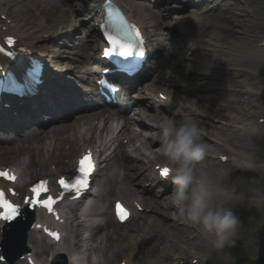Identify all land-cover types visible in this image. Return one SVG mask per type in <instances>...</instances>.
Returning a JSON list of instances; mask_svg holds the SVG:
<instances>
[{
	"label": "rangeland",
	"instance_id": "rangeland-1",
	"mask_svg": "<svg viewBox=\"0 0 264 264\" xmlns=\"http://www.w3.org/2000/svg\"><path fill=\"white\" fill-rule=\"evenodd\" d=\"M60 1L61 4L55 5L56 2ZM72 0H0V9H9L13 14L14 18L23 21V18L26 15V12H30L32 16H34L35 11L41 12L43 16H50L57 10H64L66 7L69 6V3ZM122 4L133 8L135 12L134 16L138 20L142 19L143 22L147 25L148 30L153 36L156 41L160 44L158 49L160 50L158 59L156 60V64L162 66L158 68L156 71V76L154 79V85L160 87L159 77L162 81V87L166 90L170 91L176 98L181 99L184 101L185 104L191 105V100L196 101V108L200 112L199 115H191L187 110H174L172 108H168L165 110L163 115L161 116L162 119H174L177 122H190L195 123L199 126L204 133V128L208 131L207 135L210 137L214 135H222V133L214 132L211 130L213 126H216L215 121L218 119H228L230 115H237L230 111L228 108V101L237 99V97H231L230 94H226L225 92L220 90V86H227V83H224L225 79L222 80H213V78L208 77V79H199L193 78L197 74L194 70L197 67L195 63L196 57L194 56L195 47L191 45V42L188 40V37L181 36L178 28L179 23H187L189 22V18L196 15L197 18L202 19L203 24L200 26L199 32L204 34L207 38H210L212 44H204V42H200V46L202 49L199 51V54H205L200 56L202 58V64H208L210 66H217L215 59H221L225 61H233L238 62L246 69L244 73L245 76H250L252 78L253 85L255 84L256 78L260 77L263 82V86L261 87L262 92L260 93V102H253L255 99H250L257 107L251 111L253 113L256 111V115L258 119H254L253 121H261L264 123V61H258L255 58H249L245 53L246 52H239L237 50L231 49L229 44H225L221 42V40L227 36V38H231L229 41L233 42L232 38L235 39H245V34H250L251 32L256 33L257 35L264 36V5H253V4H243L244 0H193L195 2L194 7H186L189 0H182L185 1L184 4H179L175 0H166L164 1V8L157 7L158 4L153 5L152 2H156L159 0H121ZM163 1V0H161ZM233 3L236 4L238 11H233V8H228V4ZM138 8L141 10V7L144 9H150V12H160L162 13L165 20L164 28H161L158 21H156L158 25V30L156 29V25L154 23H147V18L145 17V12L141 10L142 16L138 13ZM178 10L179 12H172V10ZM147 15L148 11H147ZM29 18V17H28ZM208 20L214 23H208ZM50 21L52 24L62 26L66 23V18L63 14L58 15H51ZM184 21V22H183ZM221 24H224L226 29H233L234 33H227V30H222ZM254 24H259L261 26L254 27ZM46 26H50L46 24ZM243 35V36H241ZM169 41L175 42L174 44L169 45ZM48 41H45L44 38L41 40L40 45L46 44ZM80 43V42H79ZM252 44V42H249ZM53 51H57L58 54L54 57L55 60L51 59L52 63H58L66 67L71 63L72 59L74 60L72 67L79 66V63L75 64V59L80 60L79 57L75 56V52L72 50H67L64 46H56L50 45ZM168 48V49H167ZM252 47H248L251 49ZM169 50V51H167ZM171 50V51H170ZM173 51V52H172ZM90 52V51H89ZM174 54V55H173ZM68 63V64H67ZM188 64V65H186ZM70 68V67H68ZM259 74H254V71ZM170 75V77H168ZM258 75V76H256ZM182 78L185 81V84H182L184 87L188 88L189 93H183L181 95L178 94L179 91L175 90L176 85L172 79L174 78ZM237 80L241 81L242 78H237ZM153 82V80H152ZM151 82V83H152ZM207 91V92H206ZM206 92V93H203ZM258 100V99H257ZM234 107V106H233ZM206 115V116H205ZM226 115V116H225ZM228 117V118H225ZM218 118V119H215ZM251 121V122H253ZM203 123H208V126L205 127ZM220 125L225 126L224 122H221ZM218 128L220 126H217ZM156 131L154 133H148V138H155L158 137L159 134L162 136V132L160 130H152ZM236 132V130H233ZM237 134V133H236ZM240 137L238 141L235 142L237 147L240 144H249L252 146L254 150L260 151L262 154L264 153V139L260 138L256 134H248L242 135L239 132ZM163 138V136H162ZM229 138V134H228ZM211 140L207 136H202L201 142L209 143ZM231 144V143H230ZM163 148V144L158 146V151H161ZM221 150L224 149L223 146L220 148ZM168 158L166 156L163 157V161H167ZM205 161L202 162L204 164ZM229 167H222V169L227 171L231 168H236L233 171V174L227 173L224 178L228 182L234 180L237 181L236 184H233L232 189L241 188L243 187L246 192L250 193L251 189H254L253 184L255 183V187H259V200L254 201L252 200L257 206L255 211H248L246 208L242 209L238 206L235 210L237 214L241 217L243 216V223L238 230L236 240V246L231 249L232 256L234 260H230L228 264H258V252H259V232L261 227L264 223V174H258L256 172H250L246 168H241L233 163L228 164ZM139 167V166H137ZM135 168V167H134ZM140 168V167H139ZM133 169V168H132ZM131 169V170H132ZM141 170V169H140ZM142 172V170H141ZM226 173V172H225ZM143 174V173H142ZM132 176V184L134 189H140V185L143 183V178L135 177L136 175ZM153 191V189H152ZM155 194V193H154ZM156 201L158 203H162L163 197L162 193H156ZM161 201V202H160ZM103 202V201H102ZM104 206V205H101ZM157 216V215H156ZM158 217V216H157ZM161 223L157 224L158 227L160 226H168L166 225L162 219L160 220ZM170 221V220H168ZM171 222V221H170ZM143 223L139 222V220H134L128 227H118L116 226L115 229L113 228L112 232L116 230V233H113V240L116 243H121L123 247L130 246V243H127L124 240L125 235H129L130 238H136L138 246H141L145 249V256L138 255L137 261H134L138 264H150L154 262L153 260H149L147 257L148 253L154 244H160L163 242V239L160 238L159 233L154 228L151 230V235L144 236V233L149 232V226L142 225ZM134 229V230H132ZM134 231V232H132ZM92 234V233H89ZM119 240V242H117ZM132 242V241H131ZM135 243V241H134ZM165 243V242H163ZM174 244H172L173 246ZM151 248L146 250V248ZM132 250L128 251L129 253ZM127 252V253H128ZM128 253V254H129ZM125 255V253L123 252ZM127 254V256H128ZM125 258L124 256H120L118 263ZM142 261V263L140 262ZM147 262V263H146ZM213 264H218L214 262Z\"/></svg>",
	"mask_w": 264,
	"mask_h": 264
},
{
	"label": "bare ground",
	"instance_id": "bare-ground-1",
	"mask_svg": "<svg viewBox=\"0 0 264 264\" xmlns=\"http://www.w3.org/2000/svg\"><path fill=\"white\" fill-rule=\"evenodd\" d=\"M121 1V0H119ZM164 1H161L159 3V8H164ZM239 1V0H237ZM168 2V0H166V3ZM257 0H244L243 4H253L256 5L257 4ZM57 4H61L60 1L56 2L55 5ZM231 4V3H230ZM233 8V11H238V8L236 6V4H231L228 8ZM129 9V11L131 13H133V11L135 12V10H133V8L127 7ZM136 8L138 9V13L139 15H141L142 18H144V16H142L141 14V10H143V12H145L144 7H141V10L138 8V6H136ZM147 11L149 16L147 15ZM150 9H147L145 12V17L147 18V23H154L156 25V29L158 30V25L156 23V21H158L159 25L161 28H164V23L163 21L165 20V18L163 17L162 13H158V12H150ZM136 13V12H135ZM145 19V18H144ZM193 19V23L189 22L188 24L186 23H179L178 24V28L181 29L182 33L185 34L188 37V40L191 42V44L196 48L195 50L197 51L198 49H201L200 46V42H204L207 41L206 40V36L204 34H202L201 32H199L200 30V26L203 24L204 21L198 19V18H192ZM142 20V19H140ZM143 21V20H142ZM184 22V21H183ZM261 26L259 24H254V27H258ZM264 28V27H263ZM243 36V35H241ZM245 39H236L238 45L242 44V41H250L252 42L253 40H255V38L258 36L256 33L251 32L250 34H245ZM62 38H65L64 36L61 37L60 41L58 42V44L61 45V47H63V45L61 44V40ZM77 37H75V39H67L65 41V43L71 42L73 41V47L75 49H78L80 51L85 50L84 53L82 51V53L84 54L82 59H83V66L82 67H75V68H68V70L70 72H72V70L75 69L76 74H81V72L83 71V68H87L88 66L86 65L88 62V58H89V53L87 52L88 49V45L87 46H81L79 43H74V40H76ZM223 41H229L228 38H223ZM169 45L170 44H174L175 42L173 41H169L168 42ZM160 45L158 43V41H156L155 38H153V42L152 44L150 43V47L154 49L155 53H158L159 51L157 50L156 46ZM168 49V48H167ZM236 50H238V47H236ZM169 51V50H167ZM171 51V50H170ZM173 52V51H172ZM249 58H255L258 61H264V48L259 49L258 51H249L245 53ZM174 55V54H173ZM154 60L153 58H149V61ZM200 61H202V58L200 59ZM203 62V61H202ZM70 63V62H69ZM68 64V63H67ZM94 64H92L93 66ZM222 65L225 66H229L230 68H234L237 67L238 69H240V72H234L233 74H227L225 71L222 72H215V71H211L209 73L210 77L213 78V80H216V78L218 77V74L221 73V79H225L224 83H227L229 86L226 89V92L229 93L231 97H237V99L234 100H229L228 101V108L230 109V111L237 113V115H230L228 119H218L219 122H227L226 127L221 126V125H216L213 126L211 128L212 131L214 132H220L222 133V135H214L212 137H210L209 135H207L208 131L204 128V133H202V136H207L210 138V142L209 143H205L208 146V155L206 157V159L204 160V164L203 166L207 167L210 171L213 172V174L215 175V177L217 178V180L219 182H222L223 186L225 188H227L229 190V192L234 196V199L239 200L241 202L240 207L242 209H247L248 211H255L256 209V204L252 201H258L259 200V196L260 194L257 192H246L244 190L243 187L241 188H236V189H232L233 184H236L237 181H230L228 182L226 180V178H224V176L227 175V173H231L233 174V171L236 170V168H231L230 170L232 171H227L222 169L223 166H225V164L222 162V160L224 161H228V162H235L238 167L241 168H246L248 171L250 172H256L254 170H251L252 168H259L261 170H264V156H259L257 154L254 153V149L252 148L251 145L249 144H243L242 146L237 147L238 144H236L233 140V138L236 136H240L239 132L236 131H231V129L237 125V124H242L243 126L240 127L243 130L249 131L252 134H256L258 135L260 138L264 139V123H255V122H251L248 123L249 121H252L254 119H256L258 116L256 115V111H254L253 113H251V111H253L257 105H255L253 102H260V100H257V96H256V91L258 90L257 85H253L252 83H250V81H252V78L250 76H245L244 73L246 72V69L243 67V65H241L238 62H222ZM89 67H91V65L89 64ZM211 68V67H208ZM94 68L91 67V72H93ZM157 70V68H156ZM88 71V70H87ZM150 73V72H149ZM156 74V72H155ZM254 74H258L256 72V70L254 71ZM73 81H75V79H73L74 77L71 76ZM157 77V76H156ZM237 78H242L243 80L239 81L237 80ZM148 79V77L146 79H144L143 81H146ZM154 79L155 76L153 77V82L151 80V84L150 86L154 89L157 90L158 92L161 91V87L162 85V81L159 77V82H160V87L159 86H155L154 85ZM140 80H142V78H140ZM73 86V84H72ZM238 88H240L241 90L238 91ZM60 92L63 94L62 96L59 97V100L61 102L63 101H67L70 98V94L72 93V88L71 86H68L66 90H62V88L59 89ZM149 91V90H147ZM145 91V92H147ZM183 93H185L184 90H182ZM53 90H51L50 87H47L43 93H42V97H40L41 99H39V101L32 103V109L31 111L25 113L22 116V119L20 120L22 123L20 126H17L16 128L19 130L20 135L22 136L23 134V130L29 126L30 124L33 123V125H38L37 128L35 129V131L30 134L29 136H23V138L20 137H16L13 139H8L7 142L11 143L12 141H21V143H31V142H37L39 144L38 146V150L43 148L41 152L36 153L35 149H31L29 154L31 155L32 161L29 163H33V161L35 160L33 158V154L36 153V158H37V154L40 155V159L44 157V151H48L49 157H50V163L52 161H56L59 160L61 157V152L59 148V151H55L53 149V142L54 140L50 137L49 142H46V138L50 135V132H54L57 131L59 133V136L56 138L57 139V146H62L63 144V136L66 133V130L68 127H70L71 125H76L77 124V119H73L72 121L68 122L70 124L66 125L64 123H62L63 121L67 120L68 118L64 117V113L63 111H66L67 108H54L51 105V102L53 100ZM150 96H154L153 93H150ZM250 98H255V100L253 102H251ZM261 99V98H260ZM41 100V101H40ZM74 104H72L73 106ZM234 106V107H233ZM37 112L41 113H45L47 116L51 117V120L47 121L46 123H40L37 121L38 118V114ZM189 112H191L193 115H195V111L193 109H191ZM206 116V115H205ZM226 116V115H225ZM15 119L18 118V115L14 116ZM56 119V120H53ZM95 120H93L92 124L89 126L90 123H87L88 125V131L90 132L92 127L95 126L94 124ZM84 124H86V122H83ZM108 123V122H107ZM205 127L210 128V125L208 123H203ZM217 126H221V127H217ZM8 127L4 126L1 129V132H8ZM160 129V128H158ZM79 130H81V127L79 128ZM97 131V130H96ZM95 131V133H96ZM237 133V134H236ZM126 136L129 134V129L126 127L125 130H123L120 135ZM228 134H229V138H228ZM161 136V134H159ZM202 138V137H201ZM89 141V139L87 140ZM92 142V140H91ZM163 140H160V143H162ZM231 143V144H230ZM0 145H2V140L0 139ZM155 146V145H153ZM221 146H223L224 149H220ZM130 149H135V153L137 154L136 151H139V153H145L144 152V147H134V148H130ZM24 150L21 149L19 151V153L23 152ZM220 157L221 158V163L217 162L215 157ZM121 153L118 152L117 154H115V157L110 159V163L112 164L111 168L109 170L113 171H117L118 169H121L123 167V165L121 164ZM38 159V160H40ZM134 160V156L132 155L130 157V161ZM153 160H155V158H153ZM158 160V159H157ZM58 164H60V162H58ZM150 164H153V161H150ZM251 166V167H249ZM49 169L47 171H45L44 168H40V169H36L35 171H33V176L32 179L37 177V176H41L45 173L48 174ZM111 172V174L109 176H106L104 182H105V186H108L111 189H115L116 187L119 186L120 183H123V187L122 188H116L118 194L126 195V200L129 203H133V200L137 199L140 200V198L137 197V193L134 192L131 188H130V183H131V176L128 175V179L129 182H127L126 185V175L123 174H117V175H113V173ZM226 172V173H225ZM141 173V171H140ZM257 173V172H256ZM124 177V178H123ZM144 177V174L141 175V178ZM25 185V184H24ZM25 187V186H24ZM174 188L175 185L171 184V186L167 187L166 190L164 191V197L162 200V203H158L156 200H146V203L149 205L154 207V210L152 211V215L151 216H147L145 219H143L144 223L142 224L144 226V224L146 226H149V232L144 233V236H148L151 235V230H153L154 228H156V230L154 229V231H157L159 233L160 238L163 239V242L165 243H160V244H154L151 248H153L152 250L149 251L148 255L146 258L150 259V260H154V264H160L158 262V259L161 258V260L163 261L164 264H174L173 260H175L177 258V255H184L183 253H181L178 249L182 248L184 245L190 249H192L191 247V243H193L195 245V249H194V253L192 255V258L194 259V261H198L201 262L203 264H213L214 262H217L216 259V254L214 252V250L211 248L210 243L208 242V240H206L203 235L200 233V231L198 230V228L194 225H192L190 222H186L185 217L181 215V211L180 208L175 204V202L173 201V192H174ZM117 192L114 193V195H117ZM170 193V194H169ZM166 194V195H165ZM104 201L105 203H109L110 202V198H111V194L108 193V195L104 194ZM154 199V198H153ZM161 202V201H160ZM144 205V203H143ZM106 206V205H105ZM105 206L100 207V205H94L92 206V209L90 210L91 214L86 213L85 211L82 212L80 214V219L83 221L84 219H87L88 221L92 220H96L99 218H102L104 220H110L113 219L112 214L109 212V210H106ZM230 206V205H229ZM144 207H146L144 205ZM158 217H157V216ZM112 217V218H111ZM168 226H160L158 227L157 224L161 223V220ZM173 220V222H170L168 220ZM181 221H184V223H182ZM107 226L106 229L108 230V235H107V239L106 241L103 242V244L100 246V242H101V238L98 237L99 235H93L90 239L86 240L87 244L86 245V251H85V255L88 256L89 255V260L92 257V255L96 256V264H109L112 260L113 257H115V255L118 254V250L122 247L119 246V244H116V241L113 240V233L110 230V225L111 224L110 221L106 222ZM162 224V223H161ZM105 228L101 227L100 225H97L95 228H92L90 231H87L86 234L89 233H94L96 231H98L99 233H101ZM193 230H195V232H199L197 233V237L195 235H193ZM196 237V239H195ZM124 240L127 243H130L131 245L133 244L134 246H136V249H132V247L128 246L125 247L124 252L125 251H130V250H135L137 251L139 254L145 256V249L141 246H138L136 238H130L129 235H125L124 236ZM196 240V242H195ZM133 241V243L131 242ZM135 241V243H134ZM117 242H119V240H117ZM114 243V244H113ZM172 244H174L172 246ZM36 246L38 249L42 248V250L44 251L47 246L44 245H40L38 242H36ZM146 248V250L151 249ZM116 250V251H115ZM187 253L188 250H186ZM134 253V251L132 252ZM133 256V254H132ZM134 259H136L137 257L134 256ZM94 261L91 260L89 262V264H93Z\"/></svg>",
	"mask_w": 264,
	"mask_h": 264
},
{
	"label": "clouds",
	"instance_id": "clouds-1",
	"mask_svg": "<svg viewBox=\"0 0 264 264\" xmlns=\"http://www.w3.org/2000/svg\"><path fill=\"white\" fill-rule=\"evenodd\" d=\"M191 105L193 110H198L195 100H191ZM159 127L163 136L161 151L174 173L173 201L186 222L196 226L208 240L218 264H228L234 260L231 249L237 244L236 236L243 223L235 210L241 202L203 166L208 146L201 142L202 130L197 124L170 118ZM251 170L264 174L259 168Z\"/></svg>",
	"mask_w": 264,
	"mask_h": 264
},
{
	"label": "snow or ice",
	"instance_id": "snow-or-ice-1",
	"mask_svg": "<svg viewBox=\"0 0 264 264\" xmlns=\"http://www.w3.org/2000/svg\"><path fill=\"white\" fill-rule=\"evenodd\" d=\"M138 35V34H137ZM14 41L11 38L6 40V44L11 46ZM132 46H129L131 49ZM0 53H6L10 58H14L15 53L12 50H7L3 45H0ZM122 55L124 53H121ZM127 55H132V50H128ZM138 55H142V51H137ZM2 68V66H0ZM42 69L40 65H32L29 67L23 74L21 78H17L13 74H9L8 82L5 84L3 81H0V91H9L18 95H26V94H34L41 82H42ZM95 163L91 159V153L86 155L80 161V168L78 175L75 178H69L67 181L65 179H61L59 181L60 185L64 189L65 192H75L77 194L81 193L82 190L88 187V178L90 173L94 170ZM170 173V169L165 167L162 169V175L167 176ZM0 177L6 178L11 181L16 180V176L11 174L10 172L0 170ZM47 182L42 181L39 184V188H42L45 192L48 191L46 187ZM38 187H33L31 191L36 194V197L39 198L40 192L38 191ZM63 195V193H61ZM42 203L43 206L47 207L49 211H52V204L55 203V200L51 196L44 201H40L37 199L36 201L25 200V204L32 203ZM0 224H8L11 225L13 221H16L18 217L23 215V210L20 206L13 204L6 196V193L3 189H0ZM118 214L120 218L123 220L128 215L127 211L120 205H118ZM4 257H0V261H3Z\"/></svg>",
	"mask_w": 264,
	"mask_h": 264
},
{
	"label": "water",
	"instance_id": "water-1",
	"mask_svg": "<svg viewBox=\"0 0 264 264\" xmlns=\"http://www.w3.org/2000/svg\"><path fill=\"white\" fill-rule=\"evenodd\" d=\"M264 264V228L260 235V251H259V263Z\"/></svg>",
	"mask_w": 264,
	"mask_h": 264
}]
</instances>
